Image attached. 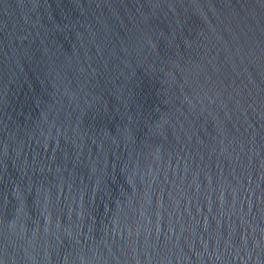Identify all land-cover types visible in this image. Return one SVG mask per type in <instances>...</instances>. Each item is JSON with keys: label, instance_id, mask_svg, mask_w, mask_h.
<instances>
[{"label": "water", "instance_id": "obj_1", "mask_svg": "<svg viewBox=\"0 0 264 264\" xmlns=\"http://www.w3.org/2000/svg\"><path fill=\"white\" fill-rule=\"evenodd\" d=\"M0 264H264V0H0Z\"/></svg>", "mask_w": 264, "mask_h": 264}]
</instances>
